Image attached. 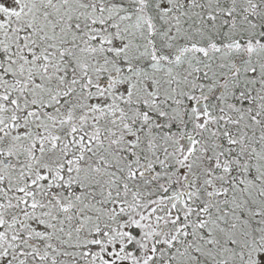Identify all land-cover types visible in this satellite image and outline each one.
Wrapping results in <instances>:
<instances>
[{"label": "snow or ice", "instance_id": "snow-or-ice-1", "mask_svg": "<svg viewBox=\"0 0 264 264\" xmlns=\"http://www.w3.org/2000/svg\"><path fill=\"white\" fill-rule=\"evenodd\" d=\"M0 264H264V0H0Z\"/></svg>", "mask_w": 264, "mask_h": 264}]
</instances>
